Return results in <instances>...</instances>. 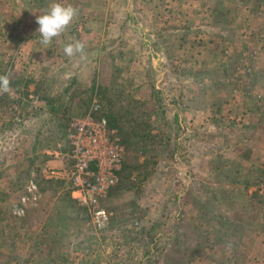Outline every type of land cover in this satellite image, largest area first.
<instances>
[{
  "label": "rangeland",
  "instance_id": "374dc122",
  "mask_svg": "<svg viewBox=\"0 0 264 264\" xmlns=\"http://www.w3.org/2000/svg\"><path fill=\"white\" fill-rule=\"evenodd\" d=\"M3 74L0 264H264V0H0ZM93 99L125 139L102 228L42 169Z\"/></svg>",
  "mask_w": 264,
  "mask_h": 264
},
{
  "label": "built area",
  "instance_id": "2783aa9c",
  "mask_svg": "<svg viewBox=\"0 0 264 264\" xmlns=\"http://www.w3.org/2000/svg\"><path fill=\"white\" fill-rule=\"evenodd\" d=\"M29 98L34 108L44 105L36 95ZM59 147L63 149L65 164L60 177L67 183L71 198L86 210L93 226L104 227L108 213L102 203L117 182L125 146L117 128L109 126L100 114L95 99L85 113L68 118ZM258 189L262 193L264 185L260 184Z\"/></svg>",
  "mask_w": 264,
  "mask_h": 264
},
{
  "label": "clouds",
  "instance_id": "9594fccd",
  "mask_svg": "<svg viewBox=\"0 0 264 264\" xmlns=\"http://www.w3.org/2000/svg\"><path fill=\"white\" fill-rule=\"evenodd\" d=\"M79 9L71 4L63 5L59 2L53 3L45 14L36 17L39 25L40 43L47 48L54 37L60 36L78 18ZM85 44L81 41L69 43L64 47V53L68 57L80 54L84 55ZM10 77L8 74L0 75V93L10 91Z\"/></svg>",
  "mask_w": 264,
  "mask_h": 264
},
{
  "label": "crops",
  "instance_id": "0c3cea01",
  "mask_svg": "<svg viewBox=\"0 0 264 264\" xmlns=\"http://www.w3.org/2000/svg\"><path fill=\"white\" fill-rule=\"evenodd\" d=\"M64 128H65V125H64ZM63 132H64V129H63ZM62 143H63V134H62V137L60 139V142L57 143L58 148L50 150L51 151L50 155H52V156L48 155V156L44 157L42 169L45 172L46 177H52V178H56V179L65 181L63 178L60 177L61 172L65 167L63 158L61 156L63 149H62V147H59ZM2 176L0 175V178ZM32 184L34 186V190H36L35 184L34 183H32Z\"/></svg>",
  "mask_w": 264,
  "mask_h": 264
},
{
  "label": "trees",
  "instance_id": "16d2710c",
  "mask_svg": "<svg viewBox=\"0 0 264 264\" xmlns=\"http://www.w3.org/2000/svg\"><path fill=\"white\" fill-rule=\"evenodd\" d=\"M105 119H106V121H107V123H108L109 126H116L114 117H113V115L111 113L108 114L107 118L105 117ZM121 141L124 143L125 142V139L124 140H121Z\"/></svg>",
  "mask_w": 264,
  "mask_h": 264
}]
</instances>
